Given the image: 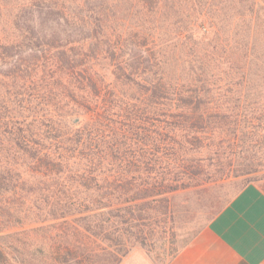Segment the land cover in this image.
<instances>
[{
  "label": "trees",
  "instance_id": "1",
  "mask_svg": "<svg viewBox=\"0 0 264 264\" xmlns=\"http://www.w3.org/2000/svg\"><path fill=\"white\" fill-rule=\"evenodd\" d=\"M22 1L0 6V264H121L157 235L172 261L260 181L252 27L204 0ZM232 185L168 239L186 192Z\"/></svg>",
  "mask_w": 264,
  "mask_h": 264
},
{
  "label": "rangeland",
  "instance_id": "2",
  "mask_svg": "<svg viewBox=\"0 0 264 264\" xmlns=\"http://www.w3.org/2000/svg\"><path fill=\"white\" fill-rule=\"evenodd\" d=\"M214 4L216 12L215 21L225 25L244 23L252 27V42L254 48L250 53L247 65V100L249 104V116L251 119L250 128L252 139L259 143L253 145L252 156L255 162L256 173L253 177H258L260 181L256 185H264V0H204ZM22 0H0V6L13 7L22 4ZM243 16V17H242ZM254 143V142H253ZM242 179L236 181L242 185ZM219 182L218 184H222ZM240 188V187H239ZM234 185L218 187L202 195H195L194 190H190L181 197V201L186 200L188 207L182 218L185 222L177 224L173 229V234L168 235V239L179 241L192 235L201 225L207 222L215 205L228 197ZM155 236L154 247L145 249L136 246L124 258L121 264H169L165 248L173 244H165Z\"/></svg>",
  "mask_w": 264,
  "mask_h": 264
},
{
  "label": "crops",
  "instance_id": "3",
  "mask_svg": "<svg viewBox=\"0 0 264 264\" xmlns=\"http://www.w3.org/2000/svg\"><path fill=\"white\" fill-rule=\"evenodd\" d=\"M169 264H264V191L243 188Z\"/></svg>",
  "mask_w": 264,
  "mask_h": 264
}]
</instances>
